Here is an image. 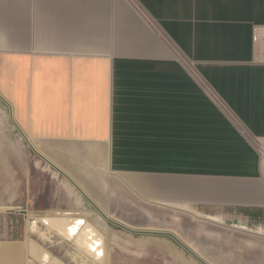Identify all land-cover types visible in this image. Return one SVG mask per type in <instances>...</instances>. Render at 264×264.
Returning a JSON list of instances; mask_svg holds the SVG:
<instances>
[{"label": "crops", "instance_id": "obj_1", "mask_svg": "<svg viewBox=\"0 0 264 264\" xmlns=\"http://www.w3.org/2000/svg\"><path fill=\"white\" fill-rule=\"evenodd\" d=\"M256 27L264 0H0V264H49L44 248L106 264L110 226L95 257L27 225L58 211L96 222L133 207L157 226L141 231L202 245L215 243L208 229L264 233ZM29 137L66 142L41 148L56 159L32 147L66 177L71 198L56 207L27 194Z\"/></svg>", "mask_w": 264, "mask_h": 264}, {"label": "rangeland", "instance_id": "obj_2", "mask_svg": "<svg viewBox=\"0 0 264 264\" xmlns=\"http://www.w3.org/2000/svg\"><path fill=\"white\" fill-rule=\"evenodd\" d=\"M33 139L40 148L54 150L67 146L65 141ZM31 145L27 143L26 172L28 177H31L29 178L31 187L27 188V194L38 199L42 197L49 201V204L52 203L51 206L56 207L57 201L71 198L66 177L57 173L47 161L37 155L34 150L38 153L39 151ZM74 147L80 148L81 153L85 151L82 149L84 143H74ZM80 161L86 167L90 162L86 155H80ZM80 195L84 196L82 193ZM127 210L125 221L133 223L134 227L116 221L119 218L113 220L106 217L107 220H111L108 222L102 218L106 221V225L102 224L99 218L97 219V226L101 224L99 226L101 229L110 226L118 233L112 237L106 264H264L263 231L253 233L229 228L208 229L207 238L215 243L202 245L201 236L193 242L189 236L177 237L143 232L141 229L157 227L152 222V217L133 207ZM86 218L91 223L94 222ZM93 224L95 225V222ZM61 249L59 251L64 254L72 250L70 246ZM53 254L60 255L58 251H54Z\"/></svg>", "mask_w": 264, "mask_h": 264}, {"label": "bare ground", "instance_id": "obj_3", "mask_svg": "<svg viewBox=\"0 0 264 264\" xmlns=\"http://www.w3.org/2000/svg\"><path fill=\"white\" fill-rule=\"evenodd\" d=\"M1 95V94H0ZM11 103V102H10ZM15 117V116H14ZM17 121V120H16ZM18 122V121H17ZM29 141L32 143V145L39 151L41 152L42 154H44L46 157H50L51 159H56L57 156L53 155L52 153L50 154L49 152L48 153H45V149H43L44 151H42V149L37 145V143L34 141L33 138H30L29 137ZM45 148V147H44ZM150 210V209H149ZM58 211V210H57ZM74 212V211H73ZM73 212H68L66 211L65 213H62L59 212V213H55L54 215L52 216H49V215H43V220L45 222L44 225H46V228L47 229H56V231H60V233H64L66 237L70 238V239H73V242L74 240L76 241L77 240V243L79 244L80 246V249L83 248L84 250H86L87 252H89L91 255L93 254L95 257H101L100 256V252L102 250H104V247L103 245H100L95 251H92V247L95 246V242H99V241H103V235L101 237V233L99 234V232L97 231V228H100V230H103L101 229V227L97 226V222H95V225L93 224L94 222L91 223L88 222L87 220H80L79 222H77V220L81 217H75V214ZM105 216L108 218V219H113V220H116L114 219L113 215H110L109 212H107L106 210H103ZM151 212V211H149ZM82 213V212H81ZM149 214V213H148ZM153 213H151L152 215ZM155 214V212H154ZM83 215V214H82ZM87 216V215H85ZM150 216V215H149ZM88 217V216H87ZM101 218V217H100ZM41 219V221H43ZM94 220V219H93ZM116 221L120 222V223H124V224H127L129 226H132L134 227L133 223H127L125 221V219H117ZM100 222H102V224L106 225V221L104 220H100ZM82 223H84V225H82ZM99 224V223H98ZM30 227V226H29ZM42 227V226H41ZM28 228V227H27ZM30 228H40V225L38 224H33ZM71 229L73 230L74 232L78 231L76 234H74L72 237L70 236V234L68 233V230ZM105 229H107V227H105ZM35 231V230H34ZM36 232V231H35ZM46 232V231H45ZM103 232V231H102ZM43 233V232H42ZM56 233V232H55ZM59 233V232H58ZM43 235V234H42ZM45 233H44V237H45ZM40 236V234L38 235ZM57 236V235H56ZM63 236V235H62ZM46 238L47 239H50L51 236L50 235H46ZM69 239V240H70ZM44 241V240H43ZM34 242V241H33ZM47 243V241H46ZM70 243V242H69ZM34 245V244H33ZM39 245V244H38ZM36 248V247H35ZM77 250V249H75ZM33 252V251H32ZM83 252V251H82ZM39 253V252H38ZM79 253V252H77ZM81 253V252H80ZM104 253V252H103ZM89 254V255H90ZM38 255V254H37ZM80 255V254H78ZM87 255V254H86ZM104 255V254H103ZM82 257V256H81ZM80 257V259H81ZM41 258H43L44 260H46L49 264H64L62 263L61 261H58L54 256H52V254L46 250L45 248L43 249L42 251V254H41ZM88 259V257H84L82 259ZM84 259V260H85ZM102 259V258H100ZM98 260V259H97ZM80 261V260H79ZM214 261V260H213ZM80 263V262H79ZM86 263V262H85Z\"/></svg>", "mask_w": 264, "mask_h": 264}, {"label": "built area", "instance_id": "obj_4", "mask_svg": "<svg viewBox=\"0 0 264 264\" xmlns=\"http://www.w3.org/2000/svg\"><path fill=\"white\" fill-rule=\"evenodd\" d=\"M254 39H255V42H262V44L264 45V27H256L255 28V37H254ZM261 152H262V154H263V157H264V147L263 146H261ZM57 213H59V211L57 212ZM26 217H27V225L28 226H32L33 224H38V225H40V227L42 226V227H46V225H44V223L43 222H45L44 220H43V217L44 216H36V217H34V216H28V215H26ZM81 218H79L78 220H77V222H79L81 219L82 220H87L88 222H90L86 217H83V216H80ZM41 219L43 220V221H41ZM82 225H84V223H82ZM78 232V231H77ZM76 231L74 232L73 230H71V229H69L68 230V233L70 234V236L72 237L74 234H76L77 233ZM100 245H103V241H99L98 243L97 242H95V246H93L92 247V251H95ZM104 252V250H102L101 252H100V256H103V253Z\"/></svg>", "mask_w": 264, "mask_h": 264}, {"label": "water", "instance_id": "obj_5", "mask_svg": "<svg viewBox=\"0 0 264 264\" xmlns=\"http://www.w3.org/2000/svg\"><path fill=\"white\" fill-rule=\"evenodd\" d=\"M173 236V235H172Z\"/></svg>", "mask_w": 264, "mask_h": 264}]
</instances>
